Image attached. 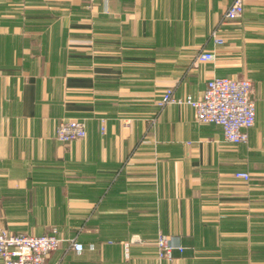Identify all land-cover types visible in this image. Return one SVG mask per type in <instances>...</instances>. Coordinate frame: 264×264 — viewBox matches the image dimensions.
Here are the masks:
<instances>
[{"label":"crops","instance_id":"crops-1","mask_svg":"<svg viewBox=\"0 0 264 264\" xmlns=\"http://www.w3.org/2000/svg\"><path fill=\"white\" fill-rule=\"evenodd\" d=\"M230 2L0 0V230L55 229L45 264H169L159 233L172 264H264V0L220 22ZM201 49L215 60L192 66ZM213 75L252 84L246 143L157 105ZM67 118L85 137L55 138Z\"/></svg>","mask_w":264,"mask_h":264},{"label":"built area","instance_id":"built-area-1","mask_svg":"<svg viewBox=\"0 0 264 264\" xmlns=\"http://www.w3.org/2000/svg\"><path fill=\"white\" fill-rule=\"evenodd\" d=\"M244 1L231 0L220 22L239 17L243 11ZM210 38L214 44L222 42L217 28L211 31ZM214 60L213 50L201 49L193 57L191 65L212 63ZM251 92L252 84L248 79L213 75L205 81L199 98L190 95L178 97L174 89L168 87L161 93L157 105L159 108L167 104L190 105L199 123L219 125L224 141L240 144L247 142L248 130L255 120V106L250 96ZM101 129L103 130V126ZM85 135L86 123L82 118L62 119L55 128V138L63 143L81 139ZM234 176L244 180L249 179V173L245 171H237ZM60 241L55 229L42 235L0 230V260L2 264H45L47 256L58 247ZM155 243L158 248L157 257L167 260L169 264L173 261V250L177 248L181 251L183 248L174 245L170 237L164 233L157 235ZM69 244L76 251L82 249V244L75 238H70Z\"/></svg>","mask_w":264,"mask_h":264},{"label":"rangeland","instance_id":"rangeland-1","mask_svg":"<svg viewBox=\"0 0 264 264\" xmlns=\"http://www.w3.org/2000/svg\"><path fill=\"white\" fill-rule=\"evenodd\" d=\"M52 230V229H51ZM56 231V230H55ZM28 234V233H27ZM45 234V233H44ZM33 235V234H32ZM56 235H57V233H56Z\"/></svg>","mask_w":264,"mask_h":264}]
</instances>
